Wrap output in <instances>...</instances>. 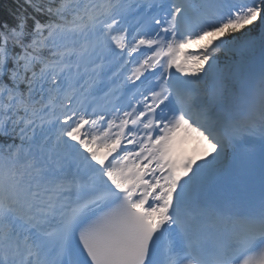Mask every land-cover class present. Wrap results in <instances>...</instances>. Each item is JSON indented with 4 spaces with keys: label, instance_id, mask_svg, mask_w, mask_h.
I'll use <instances>...</instances> for the list:
<instances>
[{
    "label": "snow or ice",
    "instance_id": "snow-or-ice-1",
    "mask_svg": "<svg viewBox=\"0 0 264 264\" xmlns=\"http://www.w3.org/2000/svg\"><path fill=\"white\" fill-rule=\"evenodd\" d=\"M0 264H264V0H22Z\"/></svg>",
    "mask_w": 264,
    "mask_h": 264
},
{
    "label": "trees",
    "instance_id": "trees-1",
    "mask_svg": "<svg viewBox=\"0 0 264 264\" xmlns=\"http://www.w3.org/2000/svg\"><path fill=\"white\" fill-rule=\"evenodd\" d=\"M19 3H22V0H0V23L11 22L12 13ZM218 56V62L221 66L234 59V54L230 51H222Z\"/></svg>",
    "mask_w": 264,
    "mask_h": 264
},
{
    "label": "rangeland",
    "instance_id": "rangeland-1",
    "mask_svg": "<svg viewBox=\"0 0 264 264\" xmlns=\"http://www.w3.org/2000/svg\"><path fill=\"white\" fill-rule=\"evenodd\" d=\"M258 32H259V30H257V33H256V34H258ZM232 53L234 54V59H233V60L239 58L238 55H237L236 53H234V52H232ZM233 60H232V61H233ZM229 62H230V61H229ZM200 151H201V146L198 144L197 155L200 153Z\"/></svg>",
    "mask_w": 264,
    "mask_h": 264
}]
</instances>
